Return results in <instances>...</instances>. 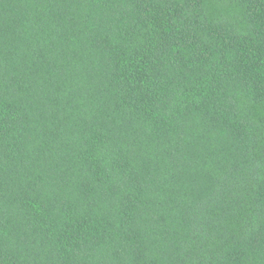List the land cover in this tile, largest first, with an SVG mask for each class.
Here are the masks:
<instances>
[{
  "label": "trees",
  "instance_id": "trees-1",
  "mask_svg": "<svg viewBox=\"0 0 264 264\" xmlns=\"http://www.w3.org/2000/svg\"><path fill=\"white\" fill-rule=\"evenodd\" d=\"M0 264H264V0H0Z\"/></svg>",
  "mask_w": 264,
  "mask_h": 264
},
{
  "label": "rangeland",
  "instance_id": "rangeland-1",
  "mask_svg": "<svg viewBox=\"0 0 264 264\" xmlns=\"http://www.w3.org/2000/svg\"><path fill=\"white\" fill-rule=\"evenodd\" d=\"M237 14L235 8L224 7L222 9H214L212 15L215 16H228V17H235Z\"/></svg>",
  "mask_w": 264,
  "mask_h": 264
}]
</instances>
